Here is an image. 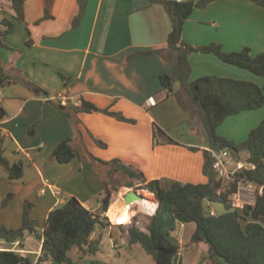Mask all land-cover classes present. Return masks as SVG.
Masks as SVG:
<instances>
[{"label":"crops","instance_id":"1","mask_svg":"<svg viewBox=\"0 0 264 264\" xmlns=\"http://www.w3.org/2000/svg\"><path fill=\"white\" fill-rule=\"evenodd\" d=\"M0 4V28L3 18L15 24L12 34L0 37L4 43L0 59L8 74L18 80L0 87L4 109L0 137L4 138L3 156L11 165L22 164L24 169L21 179L10 180L0 164V201L13 195L0 207V227L20 229L27 203L32 205V219L40 224L71 197L91 212L101 213L103 198L109 193L111 206L103 215L110 223L99 228L93 239L102 241L108 232L111 243L121 238L127 244V225L137 213L133 212L128 223L113 221L110 211L115 197L121 200L130 188L153 180L161 181L166 189L175 182L209 181L204 172L205 151L210 150L207 133L196 112L190 110L189 97L183 94L180 101L175 92L161 85V76L172 75L174 70L159 53L168 48L172 30L171 18L162 5H151L149 0H88L80 23L74 26L79 0H27L25 23L14 19L9 1L0 0ZM47 8L51 18H45ZM183 40L193 47L217 44L229 53L249 48L254 57L264 54V8L251 0L213 2L189 17ZM190 63L191 81L219 76L264 84V79L259 82L249 71L228 65L214 54L193 52ZM63 94L91 103L100 111H80L82 103H70L62 109L57 98ZM105 111L119 113L126 120ZM257 111L227 118L218 133L237 144L245 142L253 123L263 117ZM225 122L238 124L235 132L244 138L237 140L221 132ZM158 129L164 133L156 138ZM66 140L71 141L76 156L69 163H60L54 151ZM119 166L137 176L130 178ZM141 211L157 218L162 233L171 229L172 241L181 246L172 264H229L219 256L206 260L210 244L204 236L198 244L189 245L197 225L177 220L168 201H157L151 210ZM140 225L138 222L137 227L148 233ZM25 240L27 250L42 248L41 240L31 233H26ZM11 246L0 242V250ZM28 255L36 258V254Z\"/></svg>","mask_w":264,"mask_h":264},{"label":"trees","instance_id":"2","mask_svg":"<svg viewBox=\"0 0 264 264\" xmlns=\"http://www.w3.org/2000/svg\"><path fill=\"white\" fill-rule=\"evenodd\" d=\"M7 1L11 3L15 14L14 19L25 23L27 0ZM216 1L219 0H149L151 5H162L172 21V30L168 36V48L160 50L159 53L173 64L174 70L172 75H162L160 81L162 88L175 92L180 101H182L183 94L189 97V108L196 112L199 122L203 125L211 150H228L235 160H238L242 151H248L249 156L245 163L252 164L253 167L244 166L240 170V175L263 187V191H258L255 205L234 210L230 204V197L235 189L223 187L222 182L218 180L209 151H205L204 172L209 180L207 183L183 184L175 182L166 189L161 181L153 180L137 189L148 190L154 194L160 204L168 201L172 205L177 220L197 225V231L192 236L189 245L198 244L204 240V236L210 244L206 260L213 261L215 257L219 256L229 264H264V119L250 132L248 139L241 144L230 141L218 133V128L227 118L243 112L259 110L264 106V84L259 85L252 81L219 76H205L191 81L192 65L190 63V56L193 52L214 54L222 62L247 70L264 79V54L254 57L249 48L229 53L217 44L193 47L183 40L185 23L193 12L196 9H204ZM251 1L264 8V0ZM87 4L88 0H79L80 12L74 21V26L80 23ZM1 10L0 4V14ZM45 18H51L49 8L46 9ZM14 28L13 21L3 18L0 37L12 34ZM0 46H4L1 39ZM18 79L32 86L37 92H42L39 87L26 79L21 77ZM16 81L18 80L8 74L0 59V87ZM175 83L180 86V90L177 92L174 90ZM60 106L63 109L61 103ZM79 110L88 113L100 111L95 105L87 102H83ZM105 112L120 120H126L119 113ZM0 113H4L1 102ZM163 133L159 129L156 130V138ZM168 142L174 141L169 139ZM3 144L4 138L0 137V164L6 168L10 180H19L24 174L23 165L9 163L3 156ZM75 156L76 150L70 140L62 142L54 151V157L60 163H69ZM118 162L114 161V163ZM118 168L130 178L137 176L127 167L119 166ZM128 186L133 187V184L129 183ZM12 198V194L8 195L3 201H0V207L6 206ZM207 203H223L227 212L221 216L212 215ZM110 206L109 193L103 198L101 213L91 212L77 198L71 197L65 203L55 207L49 213L44 224H40L32 219V205L27 203L22 227L18 230L0 227V242L5 241L8 244H13L18 240L23 242L26 233H31L38 240L43 241L40 262L76 264L70 255L72 251L76 250L82 256H94L101 250L100 239H93V235L99 228H105L110 223L109 218L103 215L108 213ZM118 226L125 228V225ZM128 244L130 246L141 244L145 251L153 257L156 264H172L173 258L181 250L178 243H174L157 228L155 217L151 219L148 233L137 227L135 217L128 228ZM35 260L36 258L32 255L24 256L13 251L0 250V264H34ZM94 264L104 263L94 262Z\"/></svg>","mask_w":264,"mask_h":264},{"label":"rangeland","instance_id":"3","mask_svg":"<svg viewBox=\"0 0 264 264\" xmlns=\"http://www.w3.org/2000/svg\"><path fill=\"white\" fill-rule=\"evenodd\" d=\"M249 73H251V72H249ZM251 75L253 76V78H256L259 82H261V80H263V78L255 76L253 73H251ZM174 90L176 92L180 90V86L178 83H175ZM256 113L262 114L263 117H262V119L257 120V122L253 121L254 122L253 127H252L253 129H255L264 119V106L261 109H259ZM258 114H254V115H258ZM229 119H235V117L233 116ZM237 126H239V125L238 124L237 125H231L228 122V123L224 124V126L221 127V132L226 133L229 136H234L237 140L240 137H241V139H243L244 134L239 133V132H235L234 128ZM240 128H241V126H240ZM248 156H249L248 151H246V150L242 151L238 157V160L237 159L235 160L234 168H236L237 163L245 164V161L247 160ZM127 181H128V178L126 177L125 182H127ZM136 184H139V182L137 180H136ZM139 187H141V186H139ZM139 187L138 186L133 187V188H130V190H137L140 193H142L143 195H146L145 192H148L151 199L154 200L155 202H157L155 200L156 198H155L154 194H152L148 190H141V189L138 190L137 188H139ZM121 199H122V197H121ZM119 201H120V199L118 197H115V199H113V204H115ZM207 204L210 207V209L215 212L216 216H221L227 212L226 206L223 203H207ZM133 212L137 213V215L135 216L137 219V224H138V222H141L140 226L142 228H145L148 230V226L150 225L152 218H150V216H148L143 211H141V208H139L138 205L137 206L136 205L131 206V208L129 209L128 216L124 219L123 222H125L127 220L129 221L131 216L133 215ZM134 218H132L131 222L127 225L128 227L131 226ZM156 220H157V218H156ZM126 223H128V222H126ZM118 224H115V225H118ZM123 224H125V223H123ZM170 232H171V229H169V232H166L164 234L170 240H172L171 235L169 234ZM114 243L118 244V247L116 249L114 248ZM100 249L101 250L94 256H82V255H79L76 250L72 251L70 255L72 256V258L76 264H94V262H103L106 264H156L153 257L145 251V249L143 248V246L141 244H135V245L130 246L128 243L126 244V242L124 240H122L121 238H118L117 242L111 243L110 242V235L108 232H106L103 235Z\"/></svg>","mask_w":264,"mask_h":264},{"label":"built area","instance_id":"4","mask_svg":"<svg viewBox=\"0 0 264 264\" xmlns=\"http://www.w3.org/2000/svg\"><path fill=\"white\" fill-rule=\"evenodd\" d=\"M58 101L63 106H68L70 103L81 105V101L75 98L68 97L66 94L60 95ZM155 104L152 103V105ZM211 157L213 159V169L217 175L219 181L222 182L223 187H229V189H235V192L230 197V204L234 210H241L247 206L255 205L258 191L262 192L263 187L259 186L257 183L250 181L247 177L240 175V170L244 167H253L252 164L237 163L236 168H234L235 159L233 155L228 150L216 151L209 150ZM57 196H61L60 192H56ZM214 215L213 212H211ZM42 247H43V241ZM26 240L23 242L18 240L12 244L8 251H13L21 255H28L30 253L36 254V260L34 264H47V262H40L39 259L42 255V248L38 251H30L24 247Z\"/></svg>","mask_w":264,"mask_h":264},{"label":"bare ground","instance_id":"5","mask_svg":"<svg viewBox=\"0 0 264 264\" xmlns=\"http://www.w3.org/2000/svg\"><path fill=\"white\" fill-rule=\"evenodd\" d=\"M146 195H144L143 201H138L134 205H138L142 210H151L155 202L150 198L149 193L145 192ZM131 206H124L121 203L114 204L112 206V210L110 211L111 219L115 221L116 223H121L124 221V219L128 216L129 209Z\"/></svg>","mask_w":264,"mask_h":264},{"label":"water","instance_id":"6","mask_svg":"<svg viewBox=\"0 0 264 264\" xmlns=\"http://www.w3.org/2000/svg\"><path fill=\"white\" fill-rule=\"evenodd\" d=\"M144 195L137 190H130L126 193L123 199L120 202L126 206H133L138 201H143Z\"/></svg>","mask_w":264,"mask_h":264}]
</instances>
